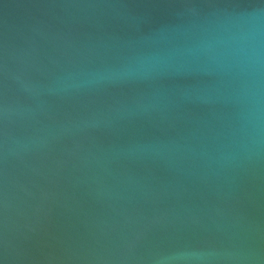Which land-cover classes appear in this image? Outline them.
<instances>
[{"label":"water","instance_id":"1","mask_svg":"<svg viewBox=\"0 0 264 264\" xmlns=\"http://www.w3.org/2000/svg\"><path fill=\"white\" fill-rule=\"evenodd\" d=\"M0 264H264V0H0Z\"/></svg>","mask_w":264,"mask_h":264}]
</instances>
